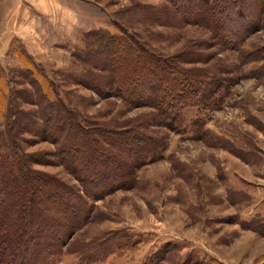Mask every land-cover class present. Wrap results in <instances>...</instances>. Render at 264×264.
I'll return each mask as SVG.
<instances>
[{
  "label": "rangeland",
  "instance_id": "obj_1",
  "mask_svg": "<svg viewBox=\"0 0 264 264\" xmlns=\"http://www.w3.org/2000/svg\"><path fill=\"white\" fill-rule=\"evenodd\" d=\"M18 1L36 7L35 18H11L0 3V153L20 157L28 177L80 191L60 163L68 162L58 154L60 140L31 130L34 124L42 131L28 84L36 71L82 122L110 132L133 129L158 147L122 169L132 185L87 200L88 220L50 254L63 225L80 217L64 202L57 207L66 217L55 210V224L31 239L24 264H142L158 251L160 264H264V0H205L206 7L199 0ZM121 30L185 71L175 75L180 99L172 103L178 111L170 125L104 85L77 83L86 70L106 83L107 72L85 63L100 36L106 42ZM103 52L96 60L107 66ZM143 145L130 146L135 153Z\"/></svg>",
  "mask_w": 264,
  "mask_h": 264
},
{
  "label": "trees",
  "instance_id": "obj_2",
  "mask_svg": "<svg viewBox=\"0 0 264 264\" xmlns=\"http://www.w3.org/2000/svg\"><path fill=\"white\" fill-rule=\"evenodd\" d=\"M198 4L205 6V0H199ZM170 5H173L172 8L175 7L172 2ZM189 22L199 26L204 24L198 19ZM121 31L122 36L108 37L106 42L100 36L98 48L91 54L95 57L90 60L88 56L85 63L88 67L107 72L109 77L108 80L106 78V83L99 84V77L91 70L84 71L77 79V83L92 89L104 85V91L114 90L115 97L125 104L131 107L151 108L160 115L166 125H170L178 111L172 103L180 99L175 91L177 88L175 75L185 74V71L178 68L176 59L155 55L138 43L132 35ZM103 51L108 53L107 66L98 65L96 60L98 54L100 56L104 54ZM29 70L34 72L35 68ZM28 84L34 92L32 103L36 105L42 121V131L34 124L31 130L33 129V133H37L38 136L44 132L45 138L52 143L60 140L58 154L64 152L68 158L67 163H64L62 158L60 163H63L78 182L80 191L59 182H50L36 176L28 177L27 168L20 157L14 152H11L9 157L0 153V264H24L30 250L31 239L36 235H42L47 226L55 224L54 221L61 218L60 214L63 219L66 217L64 211L56 209L64 202L67 207L75 208L80 217L64 224L63 232H58V236L62 235L61 238L54 240L53 248L47 250L52 251L50 254L59 253L61 247L67 245V240L74 231L88 220L90 206L86 201L101 199L111 191L132 185L133 181L129 178L128 171L123 172L122 169L127 166L129 170L130 165L134 164L130 161H134L135 164L142 163L147 157L156 154L158 148L154 140H150L145 134L142 136L133 129L110 132L94 127V124L87 121L82 122L58 101L52 84L47 83L45 77L38 71L34 72ZM13 117L11 115V119ZM52 118H55L56 122L51 123ZM48 124L52 128L47 129ZM46 129L49 134L46 133ZM66 129L67 132L64 131ZM139 141L144 145L138 148L137 152H132L131 143ZM15 148L17 146L13 144L12 150ZM19 158L22 163L16 162ZM90 168L98 173L89 172ZM91 184L97 187L98 191L89 193L87 188ZM44 189H48L50 194L43 195ZM55 210L59 213L57 218ZM162 260V254L158 251L142 264H160Z\"/></svg>",
  "mask_w": 264,
  "mask_h": 264
},
{
  "label": "crops",
  "instance_id": "obj_3",
  "mask_svg": "<svg viewBox=\"0 0 264 264\" xmlns=\"http://www.w3.org/2000/svg\"><path fill=\"white\" fill-rule=\"evenodd\" d=\"M0 3L3 4L5 9L6 8L10 9L9 11L12 12V13H11V15L9 17H11V18L25 19V20H27V19L30 20V19L35 18L34 9H36V7H33L30 4V2L29 3H25V2L20 3L18 0H0ZM18 25H20V24H18ZM10 35H14V37H17L18 39H21L24 44H27V42L24 39V37H22V36H20L18 34H13V33L10 34Z\"/></svg>",
  "mask_w": 264,
  "mask_h": 264
}]
</instances>
